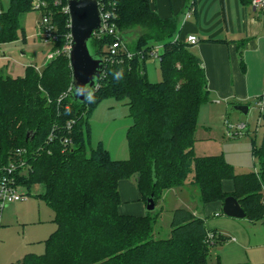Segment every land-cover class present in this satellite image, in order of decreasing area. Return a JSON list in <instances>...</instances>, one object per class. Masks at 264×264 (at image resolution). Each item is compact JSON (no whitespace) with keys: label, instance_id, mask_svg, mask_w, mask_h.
Returning a JSON list of instances; mask_svg holds the SVG:
<instances>
[{"label":"trees","instance_id":"16d2710c","mask_svg":"<svg viewBox=\"0 0 264 264\" xmlns=\"http://www.w3.org/2000/svg\"><path fill=\"white\" fill-rule=\"evenodd\" d=\"M36 0H9L0 10V44L17 40L20 19L33 12ZM60 49L70 33L69 17L46 0ZM243 6L251 0H240ZM114 16L117 36L133 58L105 61L113 37H92L90 47L102 60L94 93L84 102L71 98L72 71L61 54L41 72L31 66L23 77L0 71V180L10 163H25L14 173L15 184L26 194L41 187L39 195L53 211L55 231L45 241L44 254H27L16 264H206L209 232L215 245L228 238L208 230L205 219L187 209L173 211L170 237L156 240L159 214L120 215V181L134 180L145 204L151 194L156 205L169 190L197 189L201 207L231 196L250 223L264 221V140L253 148L258 170L238 174L222 156L194 153L199 112L211 101L201 60L187 45L175 40L177 20L160 19L149 0H102ZM264 16V15H262ZM140 34L133 43L126 38ZM161 45L162 80L148 81L144 64ZM105 99L124 102L131 125L126 132L129 157L112 160L101 145L87 149V119ZM33 135L32 139L26 136ZM67 141L68 144L64 143ZM21 151V154L17 152ZM223 181L233 183L226 194Z\"/></svg>","mask_w":264,"mask_h":264},{"label":"rangeland","instance_id":"374dc122","mask_svg":"<svg viewBox=\"0 0 264 264\" xmlns=\"http://www.w3.org/2000/svg\"><path fill=\"white\" fill-rule=\"evenodd\" d=\"M9 0H0V10L6 11ZM40 13L31 11L20 19L17 40L0 44V71L11 78L23 77L25 68L31 66L41 72L45 67L46 57L50 54L51 45L42 43L38 37ZM140 30H134L126 38V44L138 38ZM161 52V50H160ZM147 79L151 83L162 80L157 61L150 57L144 64ZM217 112L209 117L201 116L197 129L203 131L210 128V135L216 142L204 141L197 146L195 155L216 154L226 159L235 172L243 174L258 170L257 160L252 156L253 148H259L264 138L260 111L252 109L243 115L235 111L231 103L217 106ZM218 113V114H217ZM219 113L222 117H219ZM225 121L231 125L245 123L251 134L237 139H229L225 133ZM128 107L124 102L105 99L90 113L87 119L89 137L86 139L87 149H95L101 145L108 151L112 160L125 161L129 157L126 132L131 125ZM256 132V133H255ZM202 133V132H201ZM202 148L203 153L198 149ZM203 157V155L201 156ZM136 187L134 180H130ZM22 193L26 191L20 189ZM43 194L41 187H35L25 196V200L8 204L0 213V264H16L26 254L40 256L45 251V241L55 231L52 223L54 213L39 198ZM187 209L205 219L208 230H216L228 240L223 244L211 246L206 264H264V228L260 224H252L247 219H233L223 215L222 210L207 216L199 203L198 192L194 187L181 190H169L152 212L144 211V216L159 214L154 227L156 240L170 237V223L173 211ZM256 225V226H255ZM22 260V259H21Z\"/></svg>","mask_w":264,"mask_h":264},{"label":"crops","instance_id":"0c3cea01","mask_svg":"<svg viewBox=\"0 0 264 264\" xmlns=\"http://www.w3.org/2000/svg\"><path fill=\"white\" fill-rule=\"evenodd\" d=\"M149 2L151 9L160 19L177 20L175 40L186 44L189 52L201 60L211 101L201 107L198 122L202 115L204 118L209 117L217 110L218 105L230 102L233 107L248 106V114L252 109L260 111L264 124V16L261 12L252 4L243 6L240 0H149ZM189 5H192V10L187 16ZM189 36L196 37L198 42L189 45L187 43ZM219 117H222L220 113ZM209 129L205 128L203 131L197 129L194 153L202 142H216L210 138ZM249 134L251 131L247 125L245 135ZM202 155L219 156L199 154L197 157ZM226 162L229 164L227 160ZM222 189L226 194L232 193L233 183L223 181ZM118 191L121 200L118 209L120 215L144 216L145 204L131 181H120ZM202 210L210 216L222 210V203L208 204ZM196 215L198 216V213ZM256 223L264 228V221L252 224Z\"/></svg>","mask_w":264,"mask_h":264},{"label":"built area","instance_id":"2783aa9c","mask_svg":"<svg viewBox=\"0 0 264 264\" xmlns=\"http://www.w3.org/2000/svg\"><path fill=\"white\" fill-rule=\"evenodd\" d=\"M66 1V5L61 8V12L69 17V8L67 5L68 0H52L55 7H60L62 2ZM98 4V10L101 18V27L95 30L92 37L100 39L103 36L113 37V42L106 49L105 61H113L117 59H132L134 54L129 52L125 46V43L117 36V31L115 24L113 22L114 16L110 13L104 4H101L102 0H95ZM252 6L259 10L262 15H264V0H252ZM33 9L40 13V21L38 22V37L42 43L50 44L51 50L50 54L46 57V61H50L55 57L64 54L69 56L71 49L72 37L69 33L63 46L60 49L55 48L59 36L57 33L56 26L52 23V15L48 11V3L46 0H36L33 3ZM192 10V5H189L187 16ZM68 27L70 28V22ZM197 39L194 36H189L187 38V43L189 45H195ZM161 45L155 46L150 52V58L157 61L158 64L161 61ZM247 132V125L245 123H238L236 125H231L229 122L225 121V133L226 137L229 139H237L244 136ZM64 143L68 144L67 141ZM21 154V151L17 152ZM25 167V163L19 161L18 165L10 163L7 167H4L5 175L0 180V213L2 208L8 204L16 203L25 200L26 193H22L20 188L15 184L14 173L17 168ZM215 235L211 232L207 234L206 243L210 246H214Z\"/></svg>","mask_w":264,"mask_h":264},{"label":"water","instance_id":"95a60500","mask_svg":"<svg viewBox=\"0 0 264 264\" xmlns=\"http://www.w3.org/2000/svg\"><path fill=\"white\" fill-rule=\"evenodd\" d=\"M67 5L72 37L68 56L72 71L71 98L75 102L84 103L94 93L102 72V60L94 54L90 47L93 32L101 27V18L95 0H68ZM233 108L243 115H247L249 111V107L245 105H236ZM32 137L33 135L28 133L26 141ZM145 209L147 212L155 210L153 194L147 198ZM222 213L233 219H245L246 217L238 202L231 196L224 200Z\"/></svg>","mask_w":264,"mask_h":264}]
</instances>
